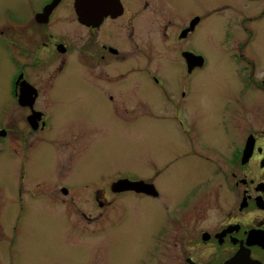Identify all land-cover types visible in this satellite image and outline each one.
Listing matches in <instances>:
<instances>
[{
    "label": "flooded vegetation",
    "instance_id": "obj_1",
    "mask_svg": "<svg viewBox=\"0 0 264 264\" xmlns=\"http://www.w3.org/2000/svg\"><path fill=\"white\" fill-rule=\"evenodd\" d=\"M12 1L0 10V162L7 155L9 163L15 160L18 213L25 215L39 189H51L49 197L64 205L73 226L70 244L97 239L92 260L77 264H264V66L252 40L231 54L241 66L232 73L239 85L228 90L233 104L210 94L218 121L226 130L224 117L232 114L235 132L208 142L194 107L206 60L190 68L186 59L202 56L194 48L205 22L197 9L178 8L173 0ZM255 105L262 112L248 125ZM70 111L68 122L63 117ZM142 119L162 129V159L152 163L146 182L126 175L103 184L87 179L86 154L106 134L99 122ZM44 154L52 161L48 179L35 175ZM173 170L186 178L166 194ZM124 180L144 182L146 194L126 188ZM89 188L95 213L78 205L86 199L76 194ZM127 196L133 203L146 198L139 225L123 226ZM130 226L144 229L136 245L124 230ZM3 231L0 221V243ZM16 245L13 239L9 247Z\"/></svg>",
    "mask_w": 264,
    "mask_h": 264
},
{
    "label": "rangeland",
    "instance_id": "obj_2",
    "mask_svg": "<svg viewBox=\"0 0 264 264\" xmlns=\"http://www.w3.org/2000/svg\"><path fill=\"white\" fill-rule=\"evenodd\" d=\"M13 2L0 0V10L10 4L14 5ZM173 2L178 8L197 9L199 14L204 16L205 22L200 24L194 44L195 51L206 60L205 69L200 70L197 77L199 93L194 98L197 101L194 102V107L198 113L195 115V121L197 120V127L206 141L217 142V139L223 137L224 131L233 133L235 128L231 127L232 114H226L224 117L226 130L224 125L220 124L219 109L215 104L212 108L210 94L219 95L220 99L230 100L233 104V97H230L229 93L234 92L228 90L231 91L239 85V79L232 76V73L236 74L241 66L232 59L231 54L239 49V42L252 40L251 51L264 66V0H173ZM224 39H231V45L226 44ZM245 96V99L253 98L251 94ZM0 104L3 105L1 94ZM10 108L12 107L7 105V115ZM261 112L258 105L252 106L246 114L248 125L256 124L255 116ZM70 115L72 111L67 112L63 118L69 122L72 118ZM99 125L106 129V134L98 136L96 142L92 143L93 149L86 154V161L82 166V169L85 168L83 170L86 178L102 180L103 184V181L109 183L126 175L146 182V175L152 173V163L154 161L160 163L159 159H162L157 139L158 133L162 131L160 124L152 125L151 122L142 119L134 123L106 120L99 122ZM10 158L7 155L5 160L0 162V191H3L0 195V221L5 233L0 243V264H77L86 257L92 260L96 253L97 239L91 237L88 246L70 244L68 235L72 232L70 228L73 226L68 221L64 205L49 197L52 195L51 189L47 187L39 189L35 199L28 201L25 215L18 213L19 209L14 201L18 176L15 160L10 163L7 161ZM49 158L50 154H44L36 161V177L51 178L48 167L52 161ZM170 175L172 181L165 187L166 194L173 191L174 182L186 178V172L179 174L173 170ZM93 191L94 188H89L83 194H76L86 199V203L81 204L79 201L78 205L87 213L99 211L90 200ZM55 193L62 197L60 193ZM135 202L137 203L132 202L130 196L123 199L126 211L122 219L124 221L126 218L123 226L132 220L139 225L141 218H145L146 198L135 199ZM105 209L116 211L117 208ZM18 217H21L22 225L16 230ZM122 227L120 226L121 229ZM88 229L90 231L91 225ZM126 229L127 235L133 237L132 244H138L144 229L138 230L131 226L129 229L125 227L124 230ZM109 233L116 234L114 231ZM13 239L17 245L11 249L9 244ZM114 253L115 250H112V258ZM118 253L128 254L126 250Z\"/></svg>",
    "mask_w": 264,
    "mask_h": 264
},
{
    "label": "water",
    "instance_id": "obj_3",
    "mask_svg": "<svg viewBox=\"0 0 264 264\" xmlns=\"http://www.w3.org/2000/svg\"><path fill=\"white\" fill-rule=\"evenodd\" d=\"M189 56L186 57L187 62L189 64V67H194L195 65H197V63L199 62L198 66H202L204 63V58L202 56H194L193 54H188ZM130 183L127 180H124L120 183ZM119 183V184H120ZM124 185V184H123ZM124 188V187H123ZM132 190H136L138 192H142L146 194V184L144 182H134V183H130V186L126 187Z\"/></svg>",
    "mask_w": 264,
    "mask_h": 264
}]
</instances>
